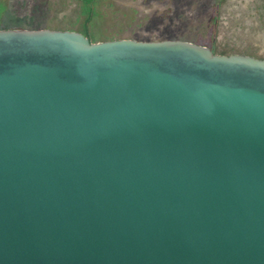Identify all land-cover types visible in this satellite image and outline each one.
Wrapping results in <instances>:
<instances>
[{
	"label": "water",
	"instance_id": "water-1",
	"mask_svg": "<svg viewBox=\"0 0 264 264\" xmlns=\"http://www.w3.org/2000/svg\"><path fill=\"white\" fill-rule=\"evenodd\" d=\"M0 264H264V60L0 30Z\"/></svg>",
	"mask_w": 264,
	"mask_h": 264
},
{
	"label": "rangeland",
	"instance_id": "rangeland-1",
	"mask_svg": "<svg viewBox=\"0 0 264 264\" xmlns=\"http://www.w3.org/2000/svg\"><path fill=\"white\" fill-rule=\"evenodd\" d=\"M259 0H224L214 21L216 0H98L89 30L96 42L119 39L177 40L208 47L215 54L264 59V10ZM0 29L21 26L77 31L85 18L79 0H0ZM216 25V32L214 31Z\"/></svg>",
	"mask_w": 264,
	"mask_h": 264
},
{
	"label": "trees",
	"instance_id": "trees-1",
	"mask_svg": "<svg viewBox=\"0 0 264 264\" xmlns=\"http://www.w3.org/2000/svg\"><path fill=\"white\" fill-rule=\"evenodd\" d=\"M80 1V5H81V15L82 17L85 18L84 23L82 25V28L78 30V32L82 33L86 38H88L91 43H96V41L94 40L93 35L91 34L90 30H89V25L94 21V18L96 17V6H97V2L98 0H79ZM259 2H261V4L259 5V8L264 10V0H259ZM224 3V0H216V10H215V17H214V21L217 22V20L219 19V12L220 9L222 7ZM5 11V7L0 5V16L2 15V13ZM1 18V17H0ZM1 20V19H0ZM8 27L7 25L0 29V30H13V29H24L21 26H15V27H11V28H6ZM28 27H32V30H37L38 28H33V26H29ZM216 32V25H214V31L213 33ZM214 52V50H212ZM215 53V52H214ZM221 55H241V54H228L226 52L221 53ZM242 55H246L248 56V54H242ZM264 60V59H263Z\"/></svg>",
	"mask_w": 264,
	"mask_h": 264
}]
</instances>
